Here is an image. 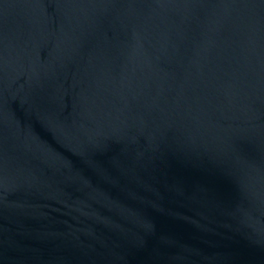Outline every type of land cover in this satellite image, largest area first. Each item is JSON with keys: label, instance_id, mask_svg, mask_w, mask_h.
<instances>
[{"label": "water", "instance_id": "95a60500", "mask_svg": "<svg viewBox=\"0 0 264 264\" xmlns=\"http://www.w3.org/2000/svg\"><path fill=\"white\" fill-rule=\"evenodd\" d=\"M0 264H264V0H0Z\"/></svg>", "mask_w": 264, "mask_h": 264}]
</instances>
